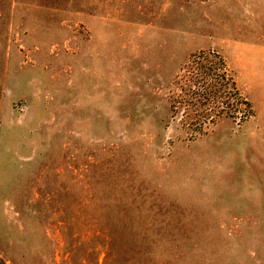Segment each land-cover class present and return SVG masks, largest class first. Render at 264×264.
Returning <instances> with one entry per match:
<instances>
[{"label":"rangeland","instance_id":"obj_1","mask_svg":"<svg viewBox=\"0 0 264 264\" xmlns=\"http://www.w3.org/2000/svg\"><path fill=\"white\" fill-rule=\"evenodd\" d=\"M202 50L253 113L191 139ZM0 264H264V0H0Z\"/></svg>","mask_w":264,"mask_h":264},{"label":"trees","instance_id":"obj_2","mask_svg":"<svg viewBox=\"0 0 264 264\" xmlns=\"http://www.w3.org/2000/svg\"><path fill=\"white\" fill-rule=\"evenodd\" d=\"M171 89L170 118L196 139L223 114L240 119L253 113L252 103L240 89L234 69L225 55L202 50L193 55ZM170 121L166 122L169 125Z\"/></svg>","mask_w":264,"mask_h":264}]
</instances>
